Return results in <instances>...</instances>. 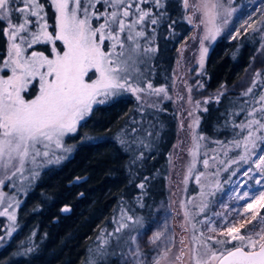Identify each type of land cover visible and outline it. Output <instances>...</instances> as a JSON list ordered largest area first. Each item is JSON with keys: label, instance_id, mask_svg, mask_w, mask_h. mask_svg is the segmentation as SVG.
I'll list each match as a JSON object with an SVG mask.
<instances>
[{"label": "trees", "instance_id": "obj_1", "mask_svg": "<svg viewBox=\"0 0 264 264\" xmlns=\"http://www.w3.org/2000/svg\"><path fill=\"white\" fill-rule=\"evenodd\" d=\"M238 1L231 0L229 7L235 8ZM141 3L151 10L144 26L148 34L154 28L151 33L156 44L148 79L153 88H166L173 82L178 49L192 33L184 9L186 0H161L162 10L156 9L155 0ZM153 18L158 20L156 25L151 23ZM7 24V20L0 22V69L11 55L5 34ZM226 36L219 35L211 47L200 75L201 89L193 91L202 100L197 129L201 145L199 171L193 177L199 180H193L188 189L193 203L190 213L196 216L201 200L218 185L226 184L227 178L251 167V163L241 160L237 150V144L247 137L248 127L245 131L244 125L251 121L250 113L255 121L264 123V35L246 34L233 43ZM249 89L253 91L249 93ZM136 95H122L90 112L76 137L84 143L64 165L44 172L27 194L18 210L20 228L0 251V264H88L98 240L113 230L120 208L147 221L167 199V168L178 126L173 102L152 109L142 107ZM204 159L208 161L205 166L201 164ZM65 207L70 210L63 211ZM2 227L1 220L0 237ZM233 244L223 245L222 255ZM20 247H24L22 256L18 254ZM117 259L114 255L111 264H118Z\"/></svg>", "mask_w": 264, "mask_h": 264}, {"label": "rangeland", "instance_id": "obj_2", "mask_svg": "<svg viewBox=\"0 0 264 264\" xmlns=\"http://www.w3.org/2000/svg\"><path fill=\"white\" fill-rule=\"evenodd\" d=\"M141 1L123 0V6H120L114 4L112 0H80L77 19H87L93 29L99 28L107 21L108 26L105 28L104 34L107 36L109 31L113 35L119 34L120 41L123 42V47H121L120 42L105 39L101 48L110 54L112 63L109 64V67L115 69L119 76L123 77L120 82L125 83L126 87L119 90L116 96L109 97L105 103L94 105L93 109L101 105H109L111 102L121 99L122 95L138 94L136 97L142 107L146 105L152 109L161 108L164 103L173 102L171 106H173L178 126L177 137L169 155L167 168V199L160 203V206L155 209L147 221H142L141 218L134 215L135 213L120 208L113 220V230L106 237L98 240V244L90 252L94 254L89 257L88 264H111L110 261L114 255L118 256V264H137V258L131 255L133 250L140 251L141 255L138 258L140 264H198V262L199 264H216L218 260L211 259L212 254L221 256L224 245L216 243V241L230 240L226 234L228 227L241 228L239 234L245 236L250 232H259L264 228V208L261 207V203L264 201H259L260 193L264 192V175H261L257 168V164L260 163L259 156L264 155V128H258L256 125L252 127V131L255 132L253 134H258L261 139L256 141L259 145L255 147V150L249 149L247 160L243 161L251 163V167H244L237 175L227 178L226 184L218 185V188L214 189L205 200L203 199L204 201L201 200L200 209L197 210L198 216L192 211L190 213L193 203L188 197V189L193 180L194 183H198L195 180L196 177L195 179L193 177L197 176L199 171L197 166L200 162L201 145L197 129L199 125L198 113L202 110V100L196 98L193 91L201 89L200 75L205 66H200L202 47L208 49L204 56L205 64L211 47L222 33L226 34L228 41L232 43L246 34L264 35L262 28L264 0H239L235 8L229 7L231 0H186L184 9L186 19L189 20L192 27V33L178 49V62L173 82L171 86L163 87L164 93L155 91L159 87L148 88V84H151L148 78L151 75V62L154 53L150 49L156 50L153 33H151L154 28L148 34L144 21L132 28L125 27L123 32H119L120 19H124L127 25L139 18L137 4L142 10L151 11L142 6ZM37 3L42 6L39 17L27 16L26 13L19 12L11 13L13 23L22 22L24 16H27L30 23L25 26V31L19 33L14 41L7 35L8 51L11 54V44L16 43L21 46L22 55L25 58H30L32 52H39L54 59V49L61 55L65 50L63 41L55 38L58 31L56 9L52 0H37ZM129 3L132 4L131 14L125 18L122 12ZM69 4L70 8L76 6L75 0H69ZM18 5L23 6L21 0H12L13 8ZM211 5L219 6L213 8ZM114 11L118 13L115 22L110 16V13ZM42 30L46 31L51 39L41 38L33 43L32 34ZM141 30L144 31V36L137 37L136 32ZM213 33L216 36L214 40L211 39ZM197 34L199 42L193 53L192 45ZM99 35L97 33L95 37L97 43H100ZM129 35L133 36L134 40L130 41ZM39 46L40 48L36 49ZM1 72H6V75ZM11 75L10 68L5 69L3 66L0 69V80H6ZM97 75L94 69H90L86 80L91 82L97 78ZM27 79V90L22 91L21 95L26 101H30L39 95L41 82L38 76ZM132 87L140 88L142 91L134 94L131 91ZM252 91L251 89L249 93ZM262 96L264 97V95ZM89 114L78 122L75 133L66 134L60 139L59 147L55 140L41 141L35 146H30L29 154L25 157L23 165L20 164L17 157H13L10 161L6 156L0 157V173H2L0 176V213H4V215H0V221L2 220L3 223L0 251L13 240L15 233L20 228L18 221L20 211L18 210L23 205L27 194L31 193L34 186L41 180L42 174L64 165L67 160L73 157L78 146L84 143L82 139H76V137L78 127L88 119ZM248 118L251 121L254 120V116L250 115ZM247 125H244L245 131ZM248 131L249 129H247V136ZM240 144L237 150L242 157L245 155V139ZM204 161L201 163L203 166H205ZM249 169H251L249 175L245 176L244 172ZM258 180L262 182L257 184ZM253 201L257 202L253 203ZM248 203H253V209H247ZM129 216L133 219L129 220ZM10 217L15 219H10ZM204 221L210 223H203ZM121 223H127L130 227L117 232ZM209 228L213 230L209 231ZM157 233L162 234L161 239L154 241ZM111 241L112 244H110ZM233 243L240 245L239 241ZM23 249L24 247H20L18 250V254L21 256Z\"/></svg>", "mask_w": 264, "mask_h": 264}, {"label": "snow or ice", "instance_id": "obj_3", "mask_svg": "<svg viewBox=\"0 0 264 264\" xmlns=\"http://www.w3.org/2000/svg\"><path fill=\"white\" fill-rule=\"evenodd\" d=\"M112 2L123 6V0H112ZM21 3L22 7L18 5L13 8L12 0H0V22L8 21L5 34L9 35L13 41L19 33L25 31V26L30 23L27 16L39 17L42 10V6L37 3V0H21ZM52 3L57 13L58 31L55 38L63 41L65 45L63 54L56 53L54 49V59L39 52H32L30 58H25L22 55L21 46L12 43L11 58L4 64L5 69H11L12 75L6 80H0V157L6 156L9 161L13 157H17L21 165L24 164L25 157L29 154L30 146H35L41 141L55 140L59 147L60 139L66 134L75 133L78 122L90 113L94 105L105 103L109 97L116 96L119 90L126 87L125 83L120 82L123 77H120L115 69L109 67V64L112 63L110 54L101 48L105 39L116 40L123 47L119 34L113 35L111 31L107 36L104 34L105 28L108 26L107 21L99 28L93 29L87 19H77L80 0H75L76 6L71 8L69 0H52ZM218 6L211 5L213 8ZM155 7L157 10H162L164 5L161 0H155ZM136 8L139 11V18L127 25L124 19H120L119 32H123L125 27L132 28L134 25L142 24L146 17L151 15V13L140 9L138 4ZM131 9L132 4L129 3L122 12L123 17H129ZM13 12L26 13L27 16H24L22 22L16 24L11 20ZM117 15L118 13L115 11L110 13L113 22ZM159 15H163V11H160ZM151 23L156 25L158 20L153 18ZM217 31L219 30L217 29ZM97 33L100 34V43H97L95 39ZM136 36L143 37L144 31L136 32ZM41 38L51 39L48 33L43 30L32 34L33 43ZM215 38V34H211V39ZM128 39L132 41L134 37L129 35ZM150 50L155 51V49ZM207 51V48L202 47L201 67L204 66V56ZM90 69H94L98 75L96 79L88 82L86 76ZM37 76L41 82L39 95L35 99L26 101L21 92L27 90V78ZM148 88H152V85L148 84ZM131 91L135 94L142 89L132 87ZM155 91L164 93L165 89L161 87ZM208 102L204 101L205 104ZM253 125L264 128V124L259 121H249L247 125L249 132L245 137V155L241 157L242 161L247 160L249 149L255 148L256 141L261 139L253 134ZM259 160L257 168L260 170V174L264 175V155L259 156ZM204 164L207 165L208 161L205 160ZM250 171L251 169L245 171L244 175H249ZM261 182L258 180L257 184ZM140 187L143 188L144 185L141 184ZM259 201H264V192L260 193ZM256 202L253 201V203ZM253 203H248L247 209H253ZM261 207L264 208V203H261ZM62 210L67 212L70 209L65 207ZM0 215H4V213H0ZM10 219L15 218L10 217ZM128 219L132 220L133 218L129 216ZM203 223L210 222L204 221ZM129 227V224L121 223L117 232ZM208 230L212 231L213 229L209 228ZM240 232L241 228L228 227L226 234L230 240H217L216 243L227 245L239 241L241 246L233 244L232 249H226L225 255L217 256L213 253L211 259L218 260L219 264H264V228L259 232H250L247 236L239 234ZM161 235V233H157L154 241H159ZM131 255L135 256L137 264H140L138 259L141 255L140 251L133 250Z\"/></svg>", "mask_w": 264, "mask_h": 264}, {"label": "water", "instance_id": "obj_4", "mask_svg": "<svg viewBox=\"0 0 264 264\" xmlns=\"http://www.w3.org/2000/svg\"><path fill=\"white\" fill-rule=\"evenodd\" d=\"M225 255V254H224ZM223 256V255H222ZM216 264H219V261L216 263Z\"/></svg>", "mask_w": 264, "mask_h": 264}]
</instances>
